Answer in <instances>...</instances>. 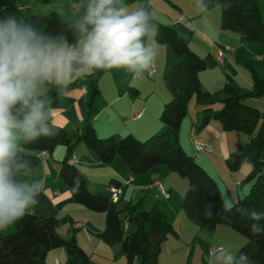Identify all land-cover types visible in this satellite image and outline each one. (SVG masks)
I'll use <instances>...</instances> for the list:
<instances>
[{"label": "trees", "instance_id": "1", "mask_svg": "<svg viewBox=\"0 0 264 264\" xmlns=\"http://www.w3.org/2000/svg\"><path fill=\"white\" fill-rule=\"evenodd\" d=\"M171 3L170 0H167ZM0 0V15H7ZM203 11L214 7L221 8L220 28L243 36L245 42L264 47V20L260 0H200ZM127 5L138 3L151 8V0H125ZM73 20V19H72ZM65 20L53 8L46 12L36 11L31 21L41 32H61L73 42ZM155 39L169 46L177 61L165 75V83L171 98L164 104L160 114L165 129L145 140L132 133H113L101 137L93 125L97 113L96 99L101 93L100 82L110 71L95 72L75 80L69 85L67 93L75 87L86 88V116L82 126L73 131L54 122L58 135L41 139L36 143L21 145L31 161V172L21 179L37 183L40 176L41 153H52L58 145H64L67 156L60 163L58 178L66 182L73 200L91 211L105 214V226L101 239L112 246H119L116 254L124 255L127 264H159L162 245L170 235L179 236L178 230L169 217L160 209L159 201L145 209V196L137 201L130 200L122 208L108 194L93 192L82 169L71 162L79 143H84L91 158L103 164H112L118 157L126 163L130 172L147 174L157 165H166L171 171L188 179V188L183 199V208L190 220L205 229L214 231L220 224L228 225L244 235L247 240L235 256L245 253L251 264H264V232L253 234L250 225L256 221L242 215L238 209L264 212V133L256 132L261 120V110L249 103L251 99L264 97V77L257 69L253 59L242 60L251 73L252 89L235 93L219 99L216 92L202 88L199 74L206 69L204 58L190 45L170 23L157 22ZM138 93L136 87H129ZM59 97L55 90L49 91L50 101ZM195 99L204 107L200 128L211 120H218L226 131H236L249 136L245 144H240L228 154L225 161L232 173L239 171L248 163L250 170L241 184L248 185L244 197L232 204L231 211H225L222 194L215 178L200 164L195 155L188 153L180 140L181 125L187 116L189 104ZM217 103L220 108L216 109ZM74 178H78V190H74ZM110 183L120 185L112 178ZM212 205V218L205 217L206 206ZM127 223V227L125 224ZM71 224L73 220L71 219ZM264 226V220L259 221ZM57 248L67 251L68 264H108L92 261L89 254L78 244L73 228L70 235L60 232V220L56 215H39L34 212L22 220L0 230V264H47L48 254ZM206 264V263H205Z\"/></svg>", "mask_w": 264, "mask_h": 264}, {"label": "crops", "instance_id": "2", "mask_svg": "<svg viewBox=\"0 0 264 264\" xmlns=\"http://www.w3.org/2000/svg\"><path fill=\"white\" fill-rule=\"evenodd\" d=\"M170 1L171 3L167 0H151L149 11L153 16L152 23L155 28L157 22L172 24L181 35L189 40L191 47L204 58L207 67L199 74L203 89L223 92L225 97L250 91L252 79L243 67L242 60L244 59L255 60L256 65L259 64L258 73L264 77V47L260 44L245 42L243 36L236 32L222 30L220 28V7H214L204 12L200 0ZM86 2L87 0H3L2 5L7 14L24 16L32 23L31 18L36 11L45 12L51 8L56 10L63 19L72 20L74 14L79 15L83 12ZM21 4L26 8L20 9L18 6ZM260 4L264 20V0H260ZM139 5L133 3L128 7L135 9ZM78 8L79 12H77ZM151 43L158 53L154 64L155 72L151 76L147 72L138 76L129 74L125 69H113L103 75L100 82L101 93L96 99L97 113L95 118L93 117V125L99 136L132 133L140 139H147L164 131L165 124L161 121L160 114L164 104L171 98V94L162 90L159 95L157 88H143V86L150 83L148 78H153L155 75L163 74L165 81L167 71L177 59L169 46L158 43L155 36ZM226 46L233 47V50L226 51L225 59L221 62L217 50L224 49ZM223 71H227L226 77L223 76ZM84 77L85 75L80 78ZM221 84L223 87L220 91L221 88L215 86ZM129 87H136L138 93H133ZM85 103L86 91L84 87L79 86L70 90L66 95L55 98L51 101L54 122L66 127L69 131L82 126L86 116ZM249 103L261 110L262 117L256 132L263 134L264 97L251 99ZM219 108L220 104H217L216 109ZM137 114L141 115L136 116ZM203 114L204 107L198 104L195 99L191 100L187 116L181 125L180 140L185 150L195 155L200 164L215 178L222 197L233 204L249 190V186H243L241 182L250 170V165L245 163L239 171L232 173L227 168L225 159L240 144H245L249 140V136L236 131H226L223 129L222 123L214 119L206 127L200 128L199 124ZM243 134L247 136L244 141ZM194 140L210 144L212 151L197 150ZM66 156L67 149L64 145H58L52 153L45 154L37 172V177L40 176L36 183L40 189L37 197L38 203L31 212L39 215H56L61 219L63 225H66V221H68L70 229L68 233H63L64 235H70L74 228L78 244L89 254L91 259L96 257L98 259L95 262L112 264V255L115 256L120 247L109 245L101 239L105 226V214L91 211L84 205L75 202L66 182L58 178L60 163ZM73 158H75L74 163L84 172L93 192L109 195V186L112 184L110 180L116 178L120 181V185H113L121 186V194L125 188H128L131 195L130 200L133 201L138 198L137 191L146 193L145 189L150 192L156 188L150 186L156 180L161 181L160 176L165 172L164 168L154 167L147 174L135 176L122 158H117L112 164L98 163L91 158L83 143L77 145ZM129 180L130 182L127 183ZM156 189L159 192L158 188ZM168 190L171 195L172 188L168 187ZM167 199L170 200L171 196ZM158 201L160 209L179 230V236H172H175L179 241L184 240L183 230L185 227L189 228L193 222L187 214H182L179 209L176 211L172 205L165 207L160 203V200ZM170 212L176 214L175 219L170 215ZM71 219L73 224H71ZM101 220L102 227L100 224L95 225ZM213 233L232 236L231 230H228L223 224L218 225ZM170 237L163 244V251L164 245L168 243ZM212 249L215 248H210V254ZM121 256L123 255L116 258L120 259ZM67 258L66 249L57 248L48 254L47 264H55V259H58L60 264H68Z\"/></svg>", "mask_w": 264, "mask_h": 264}, {"label": "clouds", "instance_id": "3", "mask_svg": "<svg viewBox=\"0 0 264 264\" xmlns=\"http://www.w3.org/2000/svg\"><path fill=\"white\" fill-rule=\"evenodd\" d=\"M79 8L77 12H79ZM147 5L130 9L125 0H87L81 14L67 25L73 42L61 32H41L24 16L0 15V230L19 222L38 203V184L22 177L31 172V161L21 145L58 135L52 122L50 86L58 96L84 75L125 69L151 75L157 49L156 34ZM78 190V178H74ZM225 211L231 201L222 198ZM212 205L205 217L212 218ZM256 221L253 234L264 232L259 221L264 212L238 209ZM208 264H251L224 246L214 249Z\"/></svg>", "mask_w": 264, "mask_h": 264}, {"label": "rangeland", "instance_id": "4", "mask_svg": "<svg viewBox=\"0 0 264 264\" xmlns=\"http://www.w3.org/2000/svg\"><path fill=\"white\" fill-rule=\"evenodd\" d=\"M46 11L47 10H45V12ZM258 66L259 64L256 65L257 70H258ZM243 67L251 75L250 70L245 65H243ZM226 73L227 71L225 72L223 71V76L226 77ZM145 76L146 78H148L146 74ZM148 80L150 81V83L144 84L143 88H152V87L157 88L158 89L157 93H159V95H161L162 90L164 92L166 91L169 92L166 86V83L164 81L163 74H161L160 76L155 75L153 78H148ZM227 80H228V77H227ZM215 87L221 88L219 89L221 91L223 85L221 84ZM215 92L217 93V96L219 97V99H223L225 97L223 92H218V91H215ZM217 104H220V103H217ZM242 137L244 138L243 141L247 138V136L244 134ZM141 140H145V139H141ZM155 167L164 168V171L167 172V173L163 172L160 176V179L167 189L168 187L172 188L173 191L170 195L171 199L170 200L165 199L164 197L161 196V194L157 191L156 188H153L147 194L142 191H137L138 198H136V201L140 197L145 196L146 194V198L144 202L145 209H151L157 203V201L160 200L161 201L160 203H162L165 207L172 205L176 209V211L179 209L182 212V214H187L183 208V199H184V195L188 188V179L185 177H182L176 172L171 171L166 165H157ZM240 187L242 188V186ZM130 199H131L130 190L128 188H125L123 193L119 196L117 202L119 206L122 208L126 203L130 201ZM170 213H171L170 215H172L173 218L176 217L175 213L174 214H172V212ZM59 220H60V232L62 234L68 233L70 229L69 222L66 221V225H63L61 223V219ZM97 224H100V227H102L101 226L103 224L102 220L100 223H95V225ZM191 224L192 225H189L190 226L189 228L185 227L183 230L184 240L179 241L175 236L170 235L171 237L168 243H166L167 245L166 244L164 245V251L162 250L160 253L159 264H205V263L208 264V260L210 257V253H209L210 248H218L220 246H224V247L229 248L232 251V253L236 255V252L238 251V249L247 240V238L244 235H242L241 233H239L238 231H236L235 229H233L232 227L228 225H223V226H226L228 230H231L232 236L229 234L225 235L221 233H216L215 235L213 231L211 230L200 227L194 223H191ZM119 251L115 253V256L112 255L111 263L112 264H127V260L124 255L121 256L120 259L116 258V254ZM97 259L98 258L95 257L92 259V261L95 262L97 261Z\"/></svg>", "mask_w": 264, "mask_h": 264}, {"label": "built area", "instance_id": "5", "mask_svg": "<svg viewBox=\"0 0 264 264\" xmlns=\"http://www.w3.org/2000/svg\"><path fill=\"white\" fill-rule=\"evenodd\" d=\"M18 7H19L20 9H25V8H26V6H25V5H22V4L19 5ZM181 19H183V18L181 17ZM229 50H233V47H231V46H226L224 49H218V50H217L218 57H219V60H220L221 62L224 61V59H225V53H226V51H229ZM154 72H155V65H154V68H153V70H152L151 75H152ZM148 75H149V73H148ZM151 75H150V76H151ZM84 90L86 91V88H85V87H84ZM138 115H141V114H137L136 116H138ZM136 116H133V117L135 118ZM94 118H95V117H94ZM192 133L194 134V130H193ZM194 145H195V147H196L197 150H200V151H208V152H211V151H212V147L210 146V144H208V143H206V142H202V141L194 140ZM44 156H45V152L41 153V158H42V159L44 158ZM71 161L74 162V161H75V158H72ZM129 182H130V180L127 181V183H129ZM150 187H156V188H158V190H159V192H160V194H161L162 197H164V198H166V199L169 198V196H170V192H169V190L165 187V185H164L160 180H156V181H154V182L151 184ZM109 191H110V194H109L110 197H111L114 201H117L118 198H119V195H120L121 192H122V188H121V186H117V185H113V184H111V185L109 186ZM125 226L127 227V223L125 224ZM215 249H216V248H215ZM213 250H214V249H212L211 252H212ZM55 264H60V261H59L58 259H55Z\"/></svg>", "mask_w": 264, "mask_h": 264}]
</instances>
